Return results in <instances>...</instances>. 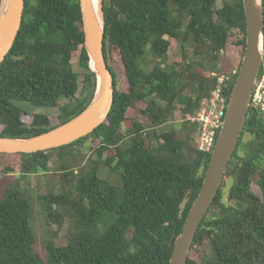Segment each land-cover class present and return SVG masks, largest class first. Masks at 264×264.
I'll list each match as a JSON object with an SVG mask.
<instances>
[{"label": "trees", "instance_id": "1", "mask_svg": "<svg viewBox=\"0 0 264 264\" xmlns=\"http://www.w3.org/2000/svg\"><path fill=\"white\" fill-rule=\"evenodd\" d=\"M222 1L218 7V0H103L104 52L115 77L106 121L61 147L0 152L6 178L51 172L56 157L64 183L60 193L41 197L42 211L59 224L68 216L75 230L63 245L47 242L43 257L26 192L0 189V264H170L211 159L197 149L200 127L187 115L217 86L213 72L233 75L231 94L242 61L233 74L234 64L221 54L234 36L246 47L243 0ZM176 41L181 61L170 63ZM96 86L80 0H26L20 32L0 64V135L32 137L67 122L89 105ZM16 101L59 106L58 124ZM178 106L182 119L168 128ZM108 213L117 219L99 231ZM192 250L202 251L200 260L189 253L187 264H264V119L253 107Z\"/></svg>", "mask_w": 264, "mask_h": 264}, {"label": "water", "instance_id": "2", "mask_svg": "<svg viewBox=\"0 0 264 264\" xmlns=\"http://www.w3.org/2000/svg\"><path fill=\"white\" fill-rule=\"evenodd\" d=\"M247 37L246 47L231 91L227 114L219 132L203 185L177 236L170 264H187L198 229L221 188L235 154L250 112L255 83L264 62L263 0H243ZM26 0H1L0 3V64L13 47L20 32ZM85 47L91 68L97 76L95 94L89 105L65 123L38 135L14 138L0 135V152L34 153L61 147L92 133L106 121L115 99V77L104 52L106 16L104 2L80 0Z\"/></svg>", "mask_w": 264, "mask_h": 264}, {"label": "rangeland", "instance_id": "3", "mask_svg": "<svg viewBox=\"0 0 264 264\" xmlns=\"http://www.w3.org/2000/svg\"><path fill=\"white\" fill-rule=\"evenodd\" d=\"M222 0H218L217 6H222ZM236 36L232 37L229 40L227 48L222 52V57L229 59L231 63H233V74L237 71L236 67L242 61L244 55V49L241 45H238L236 42ZM168 60L170 63H177L181 61V44L180 42H174L169 50ZM74 64V69L77 72H83L84 70L77 64L76 58L72 59ZM83 85V76L80 75V90ZM80 90L78 95L80 94ZM66 102L65 99H61L60 105ZM16 103L21 106L24 110L33 113H44L50 116L51 122L53 125L58 124L59 122V114L60 108L53 107H40L32 104L27 101H16ZM142 106L141 104L139 105ZM129 116H133L141 121H144L143 116L140 113L134 112V110H130L128 113ZM30 116L26 117L28 120ZM182 119V112L180 107L178 106L174 112L173 120L167 124L168 128L174 121H179ZM3 125H0V132L3 129ZM195 143V141H194ZM56 157L54 156L51 160V167L54 169L48 173H37V174H20V172L8 175L5 177L4 173L1 170L3 168L0 167V189L1 191H5L12 187L21 188L24 192H26L29 197L32 205V219L31 224L32 228L35 232L36 236V244L35 250L40 253L43 257L46 255L47 251L45 246L47 242L55 241L59 245H63L68 241V237L70 233L75 230V222L68 216H64L62 218L61 223L59 224L56 220L47 219L42 211V199L41 197L46 195L47 193H60V188L62 187L64 180H62V170H60V166L58 163L54 162ZM253 190L257 194H261V188L257 183L253 184ZM55 208V207H54ZM117 219L116 214L108 213L107 217L100 223L99 231H103L109 225H111ZM191 256L200 260V255L202 251L192 250L190 252Z\"/></svg>", "mask_w": 264, "mask_h": 264}, {"label": "built area", "instance_id": "4", "mask_svg": "<svg viewBox=\"0 0 264 264\" xmlns=\"http://www.w3.org/2000/svg\"><path fill=\"white\" fill-rule=\"evenodd\" d=\"M263 71L255 83L250 108L253 107L264 119V64ZM236 73V72H235ZM217 78V86L209 97L201 101L199 109L187 115V120L197 123L199 129L194 135L198 150L213 153L219 132L224 124L231 94H227L228 81L233 75L213 72Z\"/></svg>", "mask_w": 264, "mask_h": 264}, {"label": "bare ground", "instance_id": "5", "mask_svg": "<svg viewBox=\"0 0 264 264\" xmlns=\"http://www.w3.org/2000/svg\"><path fill=\"white\" fill-rule=\"evenodd\" d=\"M94 1H95L96 5H99L101 2V0H94Z\"/></svg>", "mask_w": 264, "mask_h": 264}, {"label": "clouds", "instance_id": "6", "mask_svg": "<svg viewBox=\"0 0 264 264\" xmlns=\"http://www.w3.org/2000/svg\"><path fill=\"white\" fill-rule=\"evenodd\" d=\"M263 64H264V62H263ZM262 70V69H261ZM212 155V154H211Z\"/></svg>", "mask_w": 264, "mask_h": 264}]
</instances>
